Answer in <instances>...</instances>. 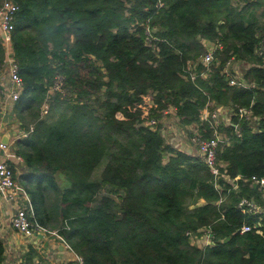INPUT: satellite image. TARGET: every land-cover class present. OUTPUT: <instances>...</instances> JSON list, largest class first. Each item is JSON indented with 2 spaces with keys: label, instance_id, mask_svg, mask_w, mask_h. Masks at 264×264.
<instances>
[{
  "label": "trees",
  "instance_id": "1",
  "mask_svg": "<svg viewBox=\"0 0 264 264\" xmlns=\"http://www.w3.org/2000/svg\"><path fill=\"white\" fill-rule=\"evenodd\" d=\"M15 1L13 50L25 85L14 111L23 129L34 127L15 145L34 218L57 230L84 264H264V221L238 207L248 196L264 208L252 181L264 176V22L256 13L264 0ZM207 40L218 45L209 75L200 60ZM232 57L252 64L249 85L231 84ZM5 58L0 40V75ZM58 76L66 96L50 93ZM147 93L158 104L152 117L171 105L181 125L196 124L207 138L218 106L253 111V119L234 115L219 128L230 138L218 153L227 200L218 203L200 154L168 145L161 123L146 125L133 110ZM3 95L0 80V101ZM244 223L253 229L238 231ZM209 227L212 243L204 247ZM5 253L0 237V263Z\"/></svg>",
  "mask_w": 264,
  "mask_h": 264
},
{
  "label": "built area",
  "instance_id": "2",
  "mask_svg": "<svg viewBox=\"0 0 264 264\" xmlns=\"http://www.w3.org/2000/svg\"><path fill=\"white\" fill-rule=\"evenodd\" d=\"M20 10V5L15 0H3V3L0 7V40L5 45L6 49V58L5 63L8 66V76L11 82V85L9 88H4V93L9 94L11 98L16 101L20 98L22 90L24 88V80L20 74V65L18 63V60H16L14 56V50H13V38H14V31H15V19L17 16L18 11ZM218 45H216L215 50L209 49L207 52L201 56V62L205 65H208L207 71L205 72V75H209L211 73V64L214 62L215 58V51L217 49ZM213 50V51H210ZM259 52L261 54H264V39L261 44V48L259 49ZM226 73H228V70L226 69ZM63 84V78L59 77ZM236 83L235 79H232L231 84ZM57 87V86H56ZM56 90H62V87L56 88ZM151 94H145L143 95V100L139 102L138 106L142 109L143 112H147V109L149 110L152 108H157L158 104L155 100H152ZM149 102V106L147 107V104ZM157 104V107L155 105ZM48 106L47 104L44 105V112H47ZM225 110L221 106H218L213 113H211V127L214 129V136L207 138L204 135V131L198 128L196 126L195 131L193 132L191 136V142L197 146L199 150V154L202 156L203 160L206 162L208 167L210 168L211 172L214 175V184L216 188L220 191L222 197L218 201L220 203L221 201H224L226 199V193H224V186L220 182V178L225 177V179H228V175H225V173L222 171V166L218 160V153L219 149L221 147V144H228L230 143V138L227 134L220 132L219 128L222 123L220 121H217V114L221 111ZM225 111H230L232 115L239 116L240 118H247V119H253V111L251 109H247L245 107H238L237 109L235 107H230L226 109ZM144 117V116H143ZM203 117L205 119H208L210 117V111L206 110L204 112ZM149 122L146 123V125L155 126L157 123V118L149 116L147 118ZM229 124V123H228ZM227 125V123H225ZM34 130V127L32 126L31 129L28 132L23 133V136H29L30 133ZM8 145L5 142H0V147L3 150L8 149ZM241 178V175H238L235 179H232V182H234V185L232 186L233 189L239 188L238 179ZM253 184H257L259 188L262 190L264 195V176L259 177L257 175H254L252 177ZM0 191L5 193L8 198L17 204V211L12 216V226L13 228L18 231L19 233L27 236L32 237L37 235L38 233L43 234H49L53 233L58 235L64 242V244L72 249L71 245L63 238L62 235L58 233L57 230H52L42 224H40L35 218H34V207L32 205L31 199L26 191V189L19 183L15 170L13 166L9 163V161L6 158L0 157ZM23 200H26V204H24ZM238 207L241 209V211L245 214L254 215L258 218V222L262 223L264 221V208L254 199L250 198L248 196L241 197V199L238 202ZM253 225L249 223H244L241 228H239L238 231L241 233H244L246 231H250L253 229ZM204 235L201 237L202 240L205 241V244H211L212 243V228H205L203 230ZM261 232V230H259ZM197 236H192V239H197ZM79 264H84V260L81 256H77ZM4 264V263H0Z\"/></svg>",
  "mask_w": 264,
  "mask_h": 264
},
{
  "label": "crops",
  "instance_id": "3",
  "mask_svg": "<svg viewBox=\"0 0 264 264\" xmlns=\"http://www.w3.org/2000/svg\"><path fill=\"white\" fill-rule=\"evenodd\" d=\"M4 75L5 73L0 75V80L4 79ZM2 84L4 88H9L10 79L7 83L2 82ZM3 96L0 101V142L10 138V143L6 151L0 147V157L6 158L15 167V174L20 183V178L26 173V168L23 157L16 153L15 142L29 136L22 135L28 131L21 127L22 122L14 111L15 101L9 94L4 93ZM23 202L26 204L27 201L23 200ZM16 211V202L10 200L5 193L0 191V237L6 246L4 264H26L28 256L29 259L31 258L28 264H79L78 254L67 247L58 235L38 233L35 236L27 237L16 231L11 223L12 216ZM30 253L31 255H29Z\"/></svg>",
  "mask_w": 264,
  "mask_h": 264
},
{
  "label": "rangeland",
  "instance_id": "4",
  "mask_svg": "<svg viewBox=\"0 0 264 264\" xmlns=\"http://www.w3.org/2000/svg\"><path fill=\"white\" fill-rule=\"evenodd\" d=\"M233 3H234V5H238V6L248 5L246 0H233ZM263 11H264L263 7H257V9H256V13H257L259 19L261 20V22H264ZM263 36H264V34H263ZM215 43L216 42H214V41L212 42L210 40H207L206 44H205L206 48L215 50V47L217 45ZM220 45H221V47L223 46L221 43H220ZM213 50H210V51H213ZM251 66H252V64L250 62H248L247 60H242V59H238L236 57L235 58L232 57L229 60V63L227 65V70H228V73L231 75V77L236 80V82L241 81L242 84L249 85V83H247L249 81L245 78V75ZM5 68H6V71L4 72L5 73L4 79L1 80V82L7 83L9 81V76L7 75L8 74V66L6 64H5ZM1 75H3V74H1ZM59 77L63 78L62 76H58L56 85L53 86L54 88H52L50 90L51 94H54L57 91L56 88L63 87V84H62L61 80L59 79ZM61 92L65 96L68 95V92L64 88H62ZM99 94L102 97L101 99H97L96 96L93 98V101L95 102L97 107L99 106L101 100L104 97L103 91L100 92ZM148 94H150V93H148ZM151 97H152V100H155V98H156L155 93H152ZM149 102H151V101H148L147 107H150ZM138 105L139 104H136V106L134 107L133 110L140 109L142 118H145L146 120H148L147 118L149 116L152 117L153 108L152 109L149 108V110L147 109V112H143V108L141 109ZM155 107H157V104L155 105ZM221 107L226 110V109L233 107V106H222L221 105ZM225 110H223L217 114V121L218 122L220 121V123H223V124H225V123L228 124L232 121L233 115L230 111H225ZM101 112H102V110H100V113ZM159 113L161 115H160L159 119H157V122L161 123V125L163 126V134L165 135L167 144L170 146L174 145V146L179 147L183 150H186L187 152H190L192 154H198L199 150H198L197 146H195L191 142V136H192L193 132L195 131L196 124H191L188 126L181 125L179 117H178L177 112H176V108L171 106V105L164 108L163 110H160ZM118 115L122 116L121 113H119ZM147 122H149V121H147ZM108 156L109 155H107L104 158V160L102 161V163L96 168V170L93 174L94 179H97L101 176V173L104 169V166L109 159ZM225 200H227V197ZM202 204H204V200H200L197 203H191L189 205V209L194 208L196 205H202ZM201 244L203 246L206 245L204 240L201 242Z\"/></svg>",
  "mask_w": 264,
  "mask_h": 264
},
{
  "label": "water",
  "instance_id": "5",
  "mask_svg": "<svg viewBox=\"0 0 264 264\" xmlns=\"http://www.w3.org/2000/svg\"><path fill=\"white\" fill-rule=\"evenodd\" d=\"M2 142H5V143L9 144L10 143V138L8 140L2 141Z\"/></svg>",
  "mask_w": 264,
  "mask_h": 264
}]
</instances>
